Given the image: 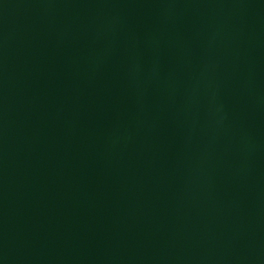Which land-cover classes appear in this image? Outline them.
I'll use <instances>...</instances> for the list:
<instances>
[{"label": "water", "instance_id": "1", "mask_svg": "<svg viewBox=\"0 0 264 264\" xmlns=\"http://www.w3.org/2000/svg\"><path fill=\"white\" fill-rule=\"evenodd\" d=\"M0 264H264V0H0Z\"/></svg>", "mask_w": 264, "mask_h": 264}]
</instances>
